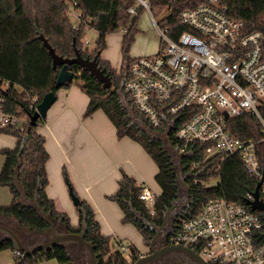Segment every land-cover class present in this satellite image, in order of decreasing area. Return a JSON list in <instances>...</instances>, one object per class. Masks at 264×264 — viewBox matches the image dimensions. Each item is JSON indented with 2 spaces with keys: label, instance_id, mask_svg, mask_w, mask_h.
Returning <instances> with one entry per match:
<instances>
[{
  "label": "trees",
  "instance_id": "trees-1",
  "mask_svg": "<svg viewBox=\"0 0 264 264\" xmlns=\"http://www.w3.org/2000/svg\"><path fill=\"white\" fill-rule=\"evenodd\" d=\"M77 1L80 21L75 28L68 15L69 0H0V78L17 83L24 91H31L39 98L48 91L56 92L58 88L55 86V80L60 65L53 67L51 55L40 36H43L54 52L62 57H73L75 48L84 57L97 56V65L110 77L109 88H104L87 69L74 63L68 65V69L74 72L72 81L61 87L77 84L89 97L83 116L87 117L97 109L103 110L113 123L117 137L127 136L137 141L157 165L154 178L160 192L155 195L153 212L138 198L141 185H137L134 178L125 173L118 179L116 190L107 196L120 207L121 221L136 227L142 236L143 244L149 245L154 230L146 227L136 214L144 216L156 227L160 226L165 210L176 202L180 190L171 156L164 148L162 140L147 133V130L161 131V128H152L146 123L145 118L132 106V101L123 88L133 59L129 50L138 31L136 21L143 8L131 15L128 7L134 4V0ZM204 1L206 0H149V7L154 16L168 12L158 20V24L166 28L167 34L175 39L181 32L190 30L180 20L181 11ZM220 1L227 6L230 15L246 21L261 33L264 48V0ZM88 19L90 29L97 33L92 49H88L83 42ZM124 27L127 30L122 33L120 64L116 69L108 61L101 59V52L106 46V35ZM22 97L24 94L18 91L7 93L6 99L11 109L16 111L23 108ZM128 109L147 130L141 129L138 123L128 116ZM262 112L264 114V109ZM43 121L44 118H39L36 125L29 123L20 131L0 130L16 138L13 148L0 149L3 156L0 185L7 186L12 195L7 205H0V213L12 216L22 227L46 233L49 231L48 223L42 218L37 207L27 205L35 199L57 228H60V223L65 230L71 232H81L85 229V240L92 244L99 264H133L139 254L138 248L131 242H124L127 249L122 252L115 236L102 234L94 211L86 201L78 198L75 210L79 220L76 226H72L67 213L58 210L53 199L47 196L45 163L49 156L44 147V137L38 132ZM227 127L241 139L261 137L257 120L247 113L228 119ZM169 140L173 145L176 144L172 131L169 133ZM207 147V144L192 142L185 146L180 155L181 170L185 175L186 184L189 185L186 190L189 210L185 211L186 213L182 211L175 219L173 231L180 217L196 213L201 202L224 198L246 203V194L255 188L257 180L245 172L238 156L221 158L220 153L207 156ZM257 150L258 159L264 167V140L260 141ZM63 175L71 188L65 171ZM260 215L264 221V214ZM2 249H14L12 241L5 235L0 237V250ZM48 259H55L58 264H71L73 260L67 246L62 245L39 250L31 255H14L15 264H35Z\"/></svg>",
  "mask_w": 264,
  "mask_h": 264
},
{
  "label": "built area",
  "instance_id": "built-area-1",
  "mask_svg": "<svg viewBox=\"0 0 264 264\" xmlns=\"http://www.w3.org/2000/svg\"><path fill=\"white\" fill-rule=\"evenodd\" d=\"M77 0H69L68 15L77 27L80 11ZM147 9L159 35L157 52L133 57L123 83L132 106L146 123L172 138L178 152L187 144H207L206 155L220 153L221 158L236 155L245 172L257 181L259 197L264 196V167L257 146L264 140V48L262 35L244 20L228 13L220 0H206L180 13L190 30L175 39L159 26L150 11L149 0H134L128 12L135 15ZM89 19L85 31H89ZM126 27L119 31L124 33ZM84 44L89 41L84 37ZM23 93V108L11 109L8 92ZM41 98L24 91L17 83L0 78V130H22L37 110ZM243 113L253 116L259 126V139H241L227 127V120ZM226 114V115H225ZM181 155V154H180ZM138 198L153 212L155 193L141 186ZM245 202L224 198L203 201L193 215L182 216L169 235L170 244L195 250L208 264H264V221ZM186 208L183 211H188ZM186 213V212H185ZM117 245L126 251L124 242ZM13 255H21L14 248Z\"/></svg>",
  "mask_w": 264,
  "mask_h": 264
},
{
  "label": "crops",
  "instance_id": "crops-1",
  "mask_svg": "<svg viewBox=\"0 0 264 264\" xmlns=\"http://www.w3.org/2000/svg\"><path fill=\"white\" fill-rule=\"evenodd\" d=\"M106 40L109 45L118 42L116 38H105ZM120 41L121 38L119 43ZM104 53L105 50L101 59L117 69ZM55 94L56 99L47 109L44 121L38 128V132L44 137V147L49 156L45 163L47 196L53 199L58 210L67 213L70 225L78 224V214L63 175L65 171L72 191L93 209L101 233L113 235L122 241L133 235V244L143 254L141 234L136 237L137 232L133 226L121 221L120 207L107 196L116 190L117 181L123 173L133 177L137 185L147 186L155 195L158 194L160 187L154 178L157 165L137 141L127 136L117 137L113 123L103 110L97 109L91 115L83 116L89 97L77 84L60 87ZM15 144L16 138L13 135L0 133V149L13 148ZM0 155L3 161V156L1 153ZM9 202H0V205H7ZM6 219L14 222L21 232L12 228ZM0 223L13 229L27 246H33L47 238L48 232L39 233L22 227L10 215L0 213ZM58 225V230H65L60 223ZM3 236L4 233L0 231V237ZM66 246L73 259L71 264H74L70 249L75 250L78 244L68 243ZM0 264H15L13 252L12 259L0 256ZM35 264L58 263L55 259H48Z\"/></svg>",
  "mask_w": 264,
  "mask_h": 264
},
{
  "label": "water",
  "instance_id": "water-1",
  "mask_svg": "<svg viewBox=\"0 0 264 264\" xmlns=\"http://www.w3.org/2000/svg\"><path fill=\"white\" fill-rule=\"evenodd\" d=\"M44 45L48 49L51 58H52V65L53 67H56L57 65H60V68L57 73V77L55 80V86L57 88L70 83L73 79L74 72L68 69L69 64H77L80 68L87 69L97 81H99L104 88H109L111 86V80L107 73H104L103 69H101L97 65V56L94 55L92 58L89 56H82V54L75 48V55L73 57L67 58L62 57L60 55H57L51 45L47 42V40L40 36ZM56 94L53 91L46 92L39 103L37 104V110L30 115V121L29 123L31 125H36L37 120L39 118H45L47 109L51 106V104L55 101ZM226 115V114H225ZM128 116L131 117L134 121H136L133 117L132 111L128 109ZM139 127L141 123L139 120L137 121ZM141 128V127H140ZM142 129V128H141ZM149 135V134H148ZM151 137H155L154 135H151ZM170 144L172 145V142L170 141ZM174 151L178 158V169L175 170L176 172V178H177V184L181 182L185 189L188 190L189 185L185 182V176L183 179H180L179 172L181 168V156L178 153L177 149L174 147ZM262 178L256 182L255 188L252 191L253 199L248 201V204L252 210H258V211H264V201L259 197V185L261 184ZM69 193L71 195V199L74 205H77L79 202L78 197L75 195V193L72 192L71 188H69ZM189 198L188 195L186 196V202L184 204V209L188 207ZM27 205H32L37 207L38 211L40 212L42 218L48 223L49 225V231L47 234V238L33 246H27L25 245L21 239L18 237V235L15 233L13 229L10 227L0 223V231L4 233L6 237H8L12 243L14 248L20 250L23 255H31L39 250H46L49 248H52L56 245H62L66 246L68 243H77L82 244L84 248L87 251V262L85 264H99L97 260V256L95 255L93 251V246L90 242L85 240V229H83L81 232H71L68 230H58L53 222L49 219L47 213L45 212V209L40 206V204L34 199L31 203H27ZM174 205V204H173ZM173 205L171 207H173ZM169 207L165 210L163 215V222L160 226L156 227L152 222L147 220L144 216L140 214H136V217L146 226L150 229L154 230V234L151 237V240L149 241V248L150 253H143V254H137V257L133 264H143L144 262H147L149 260L155 259L156 257L172 250H182L187 253H190L192 255H197L198 253L193 250L190 247L181 245V244H168L161 248L154 249L152 248V244L154 241L158 238V235L163 227V225L166 222L167 215L169 213V210L171 209ZM198 256V255H197Z\"/></svg>",
  "mask_w": 264,
  "mask_h": 264
},
{
  "label": "rangeland",
  "instance_id": "rangeland-1",
  "mask_svg": "<svg viewBox=\"0 0 264 264\" xmlns=\"http://www.w3.org/2000/svg\"><path fill=\"white\" fill-rule=\"evenodd\" d=\"M167 13L168 12L165 11L162 14L155 16V19L159 20L161 17L165 16ZM136 25H137L138 31L134 36V41H133V43L130 47V50H129L130 56L136 57V56L147 55V54H152V53L157 52L159 49V43H160L159 35L155 29V26L152 23V20L150 18V13L148 12V10L146 8L143 9L141 11V13L138 15ZM96 36H97V33L94 29H90L87 32L85 31V37L89 41V43L87 44L88 49L94 48ZM121 37H122V32L119 30L108 33L106 35V39L108 38V40H109L111 38H116V40L118 42H116V43L112 42L109 45V42L107 44V40H106V46L101 52V54H102L105 50L104 56L106 58L110 59V61L113 63V65L115 67H117V69L119 68V61H120V43H119V40ZM83 40H85V39L83 38ZM134 119L136 120V122L139 120L136 117H134ZM139 122L141 123L140 127L144 130H147L145 125H143L140 120H139ZM0 133L9 135L8 133H5V132H0ZM147 133L150 136L154 135L155 137H158L162 140L163 146L168 151V153L170 154L171 160L173 162V166H174L175 170H177L178 169V158H177V155L174 151L175 146L170 144V140L167 138L166 134H164L163 132H156V131H152V130H149V131L147 130ZM178 153L181 154L180 152H178ZM1 162H2V158L0 155V166H1ZM179 176H180V179H183V177L185 176L182 173L181 168H180ZM178 185H179V190H180V196H182V194H184L183 190L185 189V186L181 182H179ZM10 198H11V195H10L9 188L5 185H0V202H2V203L6 202V201L8 202V201H10ZM6 222H8L12 226V228H14V229L16 228V231H19L18 227L16 226V224L14 222L9 221L8 219H6ZM168 222H169V216L167 215L166 224ZM129 224H131V223H129ZM133 229H135V231L137 232L136 237L140 236V232L136 229V227L133 226ZM19 232H21V231H19ZM128 237L129 238H125L123 242H126V243L127 242L133 243V241L135 242V240L133 239V235L128 236ZM140 246H142L141 243H140ZM147 251H148V245H144L142 252L145 253ZM70 252L74 258V264H85L87 262V251L82 244H78V246L73 251H71V249H70ZM125 255H127V253H125ZM0 256L12 259V252L10 249H2V250H0Z\"/></svg>",
  "mask_w": 264,
  "mask_h": 264
},
{
  "label": "flooded vegetation",
  "instance_id": "flooded-vegetation-1",
  "mask_svg": "<svg viewBox=\"0 0 264 264\" xmlns=\"http://www.w3.org/2000/svg\"><path fill=\"white\" fill-rule=\"evenodd\" d=\"M183 191L184 194H182V196H179L173 207H171V209L169 210V222L167 224L165 222V224L163 225L158 238L152 244V248L158 249L170 244L169 235L174 229L175 219L184 210V204L186 202V189H184ZM150 252L151 251L148 245V251L145 253ZM197 255H192L182 250H172L156 257L155 259L144 262L143 264H208L199 254Z\"/></svg>",
  "mask_w": 264,
  "mask_h": 264
}]
</instances>
